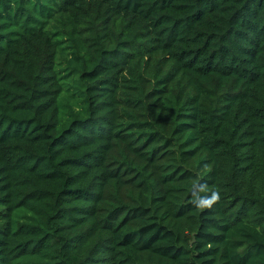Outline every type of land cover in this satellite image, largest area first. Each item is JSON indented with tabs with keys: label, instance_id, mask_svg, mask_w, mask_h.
<instances>
[{
	"label": "trees",
	"instance_id": "16d2710c",
	"mask_svg": "<svg viewBox=\"0 0 264 264\" xmlns=\"http://www.w3.org/2000/svg\"><path fill=\"white\" fill-rule=\"evenodd\" d=\"M0 264H264V0H0Z\"/></svg>",
	"mask_w": 264,
	"mask_h": 264
},
{
	"label": "rangeland",
	"instance_id": "374dc122",
	"mask_svg": "<svg viewBox=\"0 0 264 264\" xmlns=\"http://www.w3.org/2000/svg\"><path fill=\"white\" fill-rule=\"evenodd\" d=\"M67 55V54H66ZM61 70L67 69V65L66 63L61 64L60 66ZM68 74V70H65L63 72V75H67ZM64 87H65V98H64V102H68L71 101V104L74 105V102H72L73 100L71 99L72 96L75 95V93H77L78 91V78L76 76H65L64 80Z\"/></svg>",
	"mask_w": 264,
	"mask_h": 264
},
{
	"label": "clouds",
	"instance_id": "9594fccd",
	"mask_svg": "<svg viewBox=\"0 0 264 264\" xmlns=\"http://www.w3.org/2000/svg\"><path fill=\"white\" fill-rule=\"evenodd\" d=\"M215 198H216V197L213 196V199H215ZM202 203H210V201L204 200V201H202Z\"/></svg>",
	"mask_w": 264,
	"mask_h": 264
}]
</instances>
